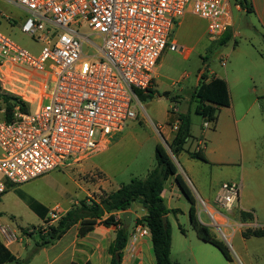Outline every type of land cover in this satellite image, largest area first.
I'll return each instance as SVG.
<instances>
[{
  "label": "built area",
  "instance_id": "obj_1",
  "mask_svg": "<svg viewBox=\"0 0 264 264\" xmlns=\"http://www.w3.org/2000/svg\"><path fill=\"white\" fill-rule=\"evenodd\" d=\"M7 1L25 12L20 31L40 49L31 53L0 32V95L12 104L8 110L0 99V195L8 184L81 163L134 120L133 90L144 92L153 85L162 52L190 54L170 37L186 11L205 21L211 42L231 25L228 0ZM83 26L87 35L80 33ZM170 113L177 116L176 105ZM210 125L204 120V129ZM152 127L163 140L166 125ZM178 127L177 117L169 128L176 133ZM239 197V185L223 183L213 208L200 198L196 203L222 232L228 226L223 212L238 208ZM65 213L54 205L37 230L45 233ZM149 235L141 225L131 231L132 239ZM0 238L4 247L21 240L9 225H0Z\"/></svg>",
  "mask_w": 264,
  "mask_h": 264
},
{
  "label": "crops",
  "instance_id": "obj_2",
  "mask_svg": "<svg viewBox=\"0 0 264 264\" xmlns=\"http://www.w3.org/2000/svg\"><path fill=\"white\" fill-rule=\"evenodd\" d=\"M2 1L4 0H0V2ZM243 2L246 5V8L234 3V9L236 12L245 14V21L248 29L247 34L245 35L248 39H251L253 43L255 42V45L260 52L264 53V0H243ZM13 7L22 11L15 6ZM228 11L230 13L231 25L227 29V36L222 35L221 37L223 39L213 42L216 43L217 49L225 47L231 37L239 36L241 34L239 31L233 32L231 30L233 27V18L232 7L229 0ZM22 12L24 13L25 18L26 14L24 11ZM187 12L188 11H186V13ZM0 16H3L1 9ZM6 19H8V21L15 20V18L10 20L9 17H6ZM180 19L176 24L178 27L182 24V20ZM12 23L9 22L8 24ZM243 54L244 52L238 51V57H240V59ZM228 59V54L219 53V66L222 71H210L209 74H206L207 80L211 78H219L225 81L230 96V106L219 109L215 127L212 128V140L208 141V145L201 137H192L195 146L198 140H203L200 152L205 157V161L191 158L186 151H183L178 155L180 158L183 156L185 158L183 166L179 164H177L178 166H175L178 174L183 177L190 190L192 189V192L194 191L198 198L202 199L210 208H213V200L211 202L209 197L202 198L200 196L202 193L205 194V192L202 190L195 174H193V178L189 179L187 173L191 172L193 167L196 166L195 162L198 161L204 163L225 164V153L229 152L230 155V153L235 150L236 143L238 144L239 158L236 163L237 171L234 172L229 178V181L225 183H236L240 186L239 204L238 208H234L229 212H223L226 216V225H228L223 231H226L229 228L231 229L232 233H229L231 243L229 244L236 257L242 261V253L244 250L245 255L250 259L251 264H264V251L254 254V251L252 249V251L250 250V246L254 247L258 245L264 248V237L244 238L242 236V232L246 229H264V101H262L264 100V55L260 53L258 55H251L249 60L244 63L241 72L233 75L231 82L227 81V78H225ZM221 61H224L225 64L221 65ZM158 66L159 61L157 62L156 69ZM154 82L155 78L153 80V83ZM177 106V116L172 115L169 112L163 119H159L156 122L150 121L151 127L152 124L166 125L163 130V140L160 138L164 146L171 143L175 134L171 132L169 126L175 122L179 114L185 113L181 112ZM187 113L189 114V112ZM126 127L127 125L121 132L115 134L110 140H108L107 144L102 145L96 154L79 164H73L68 167L70 172L77 176H87L86 179L78 177V180L74 181L77 190L81 194V198L76 200L71 206L77 205L82 199H94V197L98 196L101 192L116 190L122 185L120 184L121 182L119 184L115 182L116 171L109 167L105 162L114 158L118 153L120 144L126 137V134H124ZM204 131L205 130L203 129L202 132ZM153 141L155 149V146L160 144V141L158 140V137H154ZM211 143L216 145L217 149H219L222 154V156L218 158L219 160H216L215 162L214 160H209L207 156V148ZM195 146L192 148V146L186 144L185 148L191 152L194 151ZM99 155L102 156V162H95L92 160ZM173 163L175 164V158L173 159ZM153 168L154 167L151 166V164H148L142 172L144 175L143 177L145 178L148 172ZM218 189L219 187L216 189L212 199H214ZM179 193V188L173 178H171L166 182L161 193V198L168 210L178 209L184 214L185 212H183V209L178 206ZM195 201L197 202V199H195ZM71 206L67 208L61 207L67 211ZM128 212L131 214L130 224L127 227L129 229V238L122 253L121 264H157L150 235L136 239L131 238V231L135 226H138L136 221L146 216V210L139 204H134ZM186 212L188 224L190 225L188 216L189 207ZM241 212L251 214L253 219L246 221L242 220ZM122 214L123 213H116L115 216L122 219ZM196 215L200 223L207 226L210 232L214 235L211 230L212 226L210 225L206 214L198 207L197 203ZM107 216L108 215H105L102 220L107 218ZM171 216H173L172 220H170ZM201 216H204L205 220L202 219ZM47 217V214L45 218L39 217L42 219L40 220L39 225H42ZM166 219L171 227V235L173 227H176L180 232L177 215L168 213ZM78 227V224L72 226L57 242L49 247L36 250L34 246L32 252L36 254L29 258L30 260H28V263L32 264L40 258L41 264H110L111 257L108 254V248L115 240L116 227L112 225L105 226L103 224H97L91 232L83 237L78 236ZM23 230L27 232L28 229ZM19 235L21 237L20 241L9 247H5L14 255L17 262L22 261L27 250L31 248L29 239L35 238V235L29 237L21 230ZM252 240H258V242ZM0 242L2 243L1 238ZM172 244L173 243H171V245ZM194 246H197V250L199 251L203 250L201 247H198L200 245ZM171 257L172 252L170 253V259L172 260ZM202 261L203 264L206 263L205 258Z\"/></svg>",
  "mask_w": 264,
  "mask_h": 264
},
{
  "label": "rangeland",
  "instance_id": "obj_3",
  "mask_svg": "<svg viewBox=\"0 0 264 264\" xmlns=\"http://www.w3.org/2000/svg\"><path fill=\"white\" fill-rule=\"evenodd\" d=\"M229 3L232 7L233 18L231 30L233 32L239 31L241 34L231 37L225 47L217 49L216 43L208 39L204 21L191 14L190 11L180 19L182 24L179 27L177 25L171 31V39H174L178 45L190 49V54L185 58L183 54L164 50L160 55L159 66L155 71L156 85L155 82L152 85V89H156V94L158 95L143 102L138 99L134 101L135 119L127 122L124 132L126 137L122 140L118 153L114 158L105 162L116 171L115 182L117 184L120 182V184H126L134 177L142 179L144 178L142 173L144 168L148 164L154 167V137H158L160 144L165 148L171 160L173 161L175 158V165L183 166L184 156L181 158L179 156L174 157L168 145L164 146L160 137L150 125V121L156 122L165 118L170 112V108L174 105H178L177 107L181 112H189L192 137H201L207 145L208 141L212 140V126L210 125L208 129H204L203 118L195 113L196 100L193 98V91L198 86L201 75L203 73L209 74L210 71H222L219 66V53L228 54L229 59L225 78L231 82L233 75L241 72L244 63L249 60L251 55H258L259 53L264 55L257 49L255 42L253 43L245 35L248 30L245 14L235 11L233 0H229ZM0 9L3 14V16H0V32L19 47L31 53H37L40 46L20 31V25L25 19L24 13L15 9L12 4L5 0L0 2ZM6 17H9L10 20L15 18V20L8 21ZM9 22L13 23L8 24ZM80 33L87 35L88 30L83 26L80 28ZM90 40H94V37H90ZM238 51L244 52L241 59V52L240 57H238ZM163 92H168V95L164 96ZM203 129L205 130L204 132H202ZM99 137V131L95 130L94 140L98 141ZM187 145L192 146V148L195 146L192 139L187 142ZM225 155V164L198 161L195 162L196 166L193 167L191 172L187 173L189 179L193 178V174H195L197 181L205 192V194L202 193L200 196L202 198L209 197L211 202L216 189L220 188L221 184L228 182L229 178L237 171L238 144L236 143L235 150L230 155L229 152H226ZM207 156L209 160H214L215 162L219 160L218 158L222 154L216 145L211 143L207 148ZM92 160L102 162V156L99 155ZM78 177L87 178L86 175L77 176L73 174L65 166L63 169L54 170L28 183L14 185L0 197V225H9L18 233L22 229L39 228L41 226L39 225L40 220L42 219L31 208H35L39 213L45 210L48 216L49 211L56 204L63 208L71 206L76 200L81 198V194L74 183V181L78 180ZM192 194L198 201L199 198L196 193L193 191ZM179 195L178 206L185 213H180L177 216L180 228L183 229L184 233H180L176 227H173L171 235V243H173L171 245V258L173 262L178 264H203L202 260L205 258V264H251L244 250L242 261L233 253L229 244L231 243L230 234L232 233L230 228L222 232L213 227L211 230L216 238L228 247L232 257L231 263L227 262L214 246L199 240L192 227L188 224L186 210L189 207V203L181 192ZM172 217L170 220H172ZM201 218L205 220L204 216H201ZM252 241L258 242V240ZM35 242L36 238L29 239L31 248L23 256V264H29V258L36 254L32 252ZM193 244L200 245L198 247L203 250H197V246L195 247ZM251 249L254 254L264 251V248L258 245L250 246ZM32 264H41V259L38 258Z\"/></svg>",
  "mask_w": 264,
  "mask_h": 264
},
{
  "label": "trees",
  "instance_id": "obj_4",
  "mask_svg": "<svg viewBox=\"0 0 264 264\" xmlns=\"http://www.w3.org/2000/svg\"><path fill=\"white\" fill-rule=\"evenodd\" d=\"M234 3L246 8L243 0H233ZM227 36V31L223 34ZM223 39L222 37L220 40ZM140 102L153 98L156 90L152 86L147 91L133 90ZM164 96L168 92H163ZM7 105L10 110L12 104L9 97L0 99ZM193 98L196 100L195 113L200 115L204 120L215 127L217 116L220 108L230 106V96L225 81L219 78L207 80L205 73L201 75V80L197 87L194 88ZM179 127L171 143L168 144L171 154L175 157L181 152L186 151L191 158L205 161V157L200 151L186 150L187 142L192 139L190 134L191 121L188 113H181L178 116ZM155 166L150 170L144 179L132 178L128 183L120 185L116 190L110 192H101L94 199H82L77 205L71 206L66 213L45 233L33 228L31 233L24 231L29 237L35 235V248L39 250L46 248L57 242L72 226L78 224V236L83 237L91 232L97 224L116 227L115 240L108 248V254L111 257L110 264H121L122 253L129 238V229L124 227L123 218L116 219V213H124L131 209L134 204H139L146 210V216L136 221L137 225L146 227L150 232L151 244L156 257L157 264H178L170 259L171 253V227L167 221H162L168 213L178 215L181 213L178 209L168 210L161 198V193L166 182L173 178L180 192L189 203V222L190 226L196 233L199 240L214 246L222 254L224 259L231 263L232 257L228 247L213 235L209 228L200 223L196 215L195 198L183 179L178 174L177 168L167 151L161 144H157L154 149ZM14 185H7V190ZM4 194V193H3ZM2 194V195H3ZM0 195V197L2 196ZM31 208V207H30ZM40 218H45L47 211L37 212L31 208ZM108 215L107 218H102ZM242 220H252L251 214L241 212ZM46 220V219H45ZM183 234L182 228H179ZM36 230V231H35ZM244 238L264 237V229L250 230L242 232ZM25 262V261H24ZM27 263V261H26ZM0 264H23L17 262L14 255L3 246L0 242ZM90 264V263H87Z\"/></svg>",
  "mask_w": 264,
  "mask_h": 264
},
{
  "label": "water",
  "instance_id": "obj_5",
  "mask_svg": "<svg viewBox=\"0 0 264 264\" xmlns=\"http://www.w3.org/2000/svg\"><path fill=\"white\" fill-rule=\"evenodd\" d=\"M130 217H131V214L130 212L126 211L122 214V218H123V224H124V227L127 228L130 224ZM162 221L163 223L165 224L167 222V219L166 217H163L162 218Z\"/></svg>",
  "mask_w": 264,
  "mask_h": 264
}]
</instances>
